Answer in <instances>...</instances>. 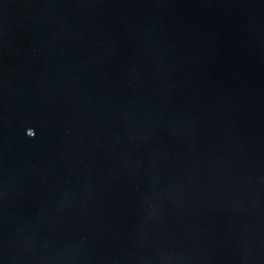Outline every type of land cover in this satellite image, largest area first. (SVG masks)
<instances>
[{"label": "water", "instance_id": "1", "mask_svg": "<svg viewBox=\"0 0 264 264\" xmlns=\"http://www.w3.org/2000/svg\"><path fill=\"white\" fill-rule=\"evenodd\" d=\"M0 264H264V0H0Z\"/></svg>", "mask_w": 264, "mask_h": 264}]
</instances>
